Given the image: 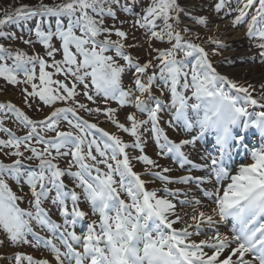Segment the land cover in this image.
I'll return each instance as SVG.
<instances>
[{"label": "snow or ice", "instance_id": "6c2138e0", "mask_svg": "<svg viewBox=\"0 0 264 264\" xmlns=\"http://www.w3.org/2000/svg\"><path fill=\"white\" fill-rule=\"evenodd\" d=\"M207 8L235 13L232 26L245 24L258 50L250 61L264 64V0H211ZM198 10H207L202 0H37L0 9V39L45 50L0 43V79L20 89L28 108L49 109L32 119L0 102L8 136L0 154L15 157L0 160V264H264V82L218 71L185 23L208 28L211 17ZM205 43L215 46L211 56L229 47L214 35ZM145 45L141 61L135 52ZM81 112L103 116L132 141ZM10 116L25 135L4 127ZM162 124L185 135L172 139ZM146 137L184 174L149 156Z\"/></svg>", "mask_w": 264, "mask_h": 264}, {"label": "rangeland", "instance_id": "374dc122", "mask_svg": "<svg viewBox=\"0 0 264 264\" xmlns=\"http://www.w3.org/2000/svg\"><path fill=\"white\" fill-rule=\"evenodd\" d=\"M16 2L35 4L37 0H0V9L10 6ZM46 2H48V0H46ZM181 2H183V0H181ZM210 2L211 0H202V3L207 10L203 12L198 10L195 13L196 15H208L211 17L212 23L208 26V28L198 27L194 25L193 23H191L190 21L185 20V23L190 24L189 27L194 28L199 33V36L201 37V39L196 40L195 42L204 44L206 51L210 53V58L212 59L213 63L215 62V64L220 66V67L216 66L218 71H223L225 73L231 74L232 76L235 77L236 80H238L241 83H243L246 80L254 82L257 85H259L261 82H264L263 81L264 80V64H261L258 61L252 62L249 59V57L256 55L258 50L252 46L253 42L247 38V36L245 35L246 32L244 33L243 27H246V25L242 23L240 25H237L236 27H233L231 24V20L233 16L235 15V13H233V16H224L223 13L217 16L214 13H212L210 8H207V5ZM214 25L227 26L230 29H233L241 34V38L237 42L232 41V43H230L227 41H223L224 43L228 44L229 47L228 48H217V51L220 53V55H217V56H211L212 48L215 46L205 43L208 36L214 35L217 38H219L218 34L212 30ZM28 27H32V25L25 26V28H28ZM125 28H127V25H125ZM8 30L15 31L17 36L20 35V30L15 28L14 26L12 28H9ZM25 35L27 36V32H25ZM136 35L137 37H139L140 33L137 32ZM33 39H34V36H33ZM0 43H4L5 46H10V47H14L16 49L22 50V51H26L29 54L40 53L41 55H44L45 53V50L39 44H36L35 47H29L27 45H24L22 41H17V40L9 41L7 39H0ZM157 46L166 47L167 45H157ZM146 51H147V45H145L143 48L136 50L135 54L141 58V61H143L144 59H146ZM56 59L59 60L61 59V57L57 55ZM49 71H51V69H49ZM54 79H63V77H54ZM124 83L126 87L131 83V73L125 76ZM20 87H23V85H21ZM79 99L81 100V102L88 103L89 107H96V105H93L90 102L86 101L83 97H80ZM8 101H11L12 103L16 104L18 107H21L22 110L25 111V113L32 119H42L49 112V109L47 107H44L43 111H38L35 106H33L32 108H28L24 104L23 97L20 94V89L16 86L6 85L5 82L2 79H0V102H8ZM60 106H63V105H60ZM110 106L116 107L117 105L115 104V102H112ZM130 111H132V109L130 108L122 109L120 111L119 118L121 122H124L125 113L130 112ZM80 115L83 116L85 119H88L90 122L98 123L99 127L105 129L106 131L120 135L123 138V140L127 142L132 141V137H130L126 133L117 132L115 127L111 125L109 122H106L103 116H101L99 120L97 121V118L95 116H89L88 114L84 112H81ZM164 119L165 120L169 119V116L165 115ZM162 126L166 128V131L168 132L170 138L172 139H177L178 136L185 135L184 133L178 134L173 129L167 128L165 124H162ZM4 127L10 129L17 136H23L27 132V129H25L22 125H19L17 122H15L14 117H11V116L4 120ZM61 130H68V126L66 122H63L61 124ZM47 135H53V133H47ZM7 138L8 136L6 133L0 132V139H7ZM146 139H147V145H146L145 151L149 156L154 157V159H158L159 161L163 162V164H165L166 167L173 168L174 171L173 173H171L172 175H182L184 173L183 170H179L178 166L174 164L173 161H171L170 159L157 157L156 153L158 149L155 143L148 137H146ZM250 139L253 144L259 143L258 137L257 138L250 137ZM38 147H42V146H38ZM5 151H8V150L6 149ZM134 154L138 155L139 153L136 152ZM12 159H15V157H4L2 154H0V160H3L5 163L11 162ZM58 162L62 168L66 167L65 159H61ZM133 165H134V171L141 172V173L143 172V169L145 167L143 164L133 161ZM193 175H195V173H193ZM66 182L70 183V181H68L67 178H66ZM152 186L153 185H150V187ZM15 187L16 186L13 184L14 190H15ZM25 191H27V188H25ZM21 207H28L27 200H25V202L21 204ZM44 207L51 208V215L53 219H56L58 222H60V218L58 214L56 213L55 208H52L48 202H45ZM82 207H85V210H87L86 206L82 205ZM83 227H84L83 225L80 227H77L76 231L80 233L83 230ZM41 235L46 236L47 233L41 232ZM22 250L32 252L33 255H37V256L40 255V253L33 252L32 249L26 248Z\"/></svg>", "mask_w": 264, "mask_h": 264}, {"label": "bare ground", "instance_id": "6f19581e", "mask_svg": "<svg viewBox=\"0 0 264 264\" xmlns=\"http://www.w3.org/2000/svg\"><path fill=\"white\" fill-rule=\"evenodd\" d=\"M190 25V24H188ZM215 32L218 34L219 39L221 41H227L232 43L233 42H237L240 40L241 38V34L233 29H230L227 26H219L218 30H215ZM264 81V80H263ZM202 150V149H201ZM154 159V157H152ZM198 160V158H197ZM161 161H159L160 163ZM160 164H162L163 166H166L165 164H163V162H161ZM184 174V173H183ZM207 203V202H206ZM225 228H227V226H222L221 230L222 231H227L225 230Z\"/></svg>", "mask_w": 264, "mask_h": 264}]
</instances>
